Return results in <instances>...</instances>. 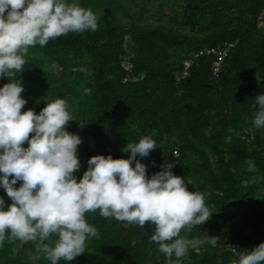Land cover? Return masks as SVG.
Masks as SVG:
<instances>
[{"label": "trees", "instance_id": "16d2710c", "mask_svg": "<svg viewBox=\"0 0 264 264\" xmlns=\"http://www.w3.org/2000/svg\"><path fill=\"white\" fill-rule=\"evenodd\" d=\"M151 1L75 0L97 15L98 28L30 48L17 77L27 101L22 111L39 114L47 102L66 99L74 118L66 130L82 139L78 180L91 156L127 158L130 152L122 149L128 142L150 136L157 147L137 156L146 174L174 163L173 173L191 181L190 191L204 193L213 212L204 224L181 232L205 243L182 259L173 256L172 264H235L233 249L264 242V128L252 123L255 97L264 94V27L257 26L264 0H155L150 10ZM168 5L173 12L166 15ZM125 35L133 41L127 52ZM224 42L234 45L216 72L215 55L193 57ZM191 57L188 76L177 80ZM123 59L132 64L131 74L144 77L123 81ZM8 82L0 77V87ZM0 197L11 203L2 186ZM86 220L99 236L86 241L85 253L58 264H167L149 238L154 225L141 228L99 211ZM212 239L214 245L207 242ZM0 264L51 262L33 242L5 240Z\"/></svg>", "mask_w": 264, "mask_h": 264}, {"label": "clouds", "instance_id": "9594fccd", "mask_svg": "<svg viewBox=\"0 0 264 264\" xmlns=\"http://www.w3.org/2000/svg\"><path fill=\"white\" fill-rule=\"evenodd\" d=\"M97 28V15L75 0H0V77L9 79L0 87V186L11 200L6 206L0 197V246L5 240L33 242L51 264L70 262L86 252L90 237L99 236L86 220L87 213L99 211L104 218L141 228L154 225L149 238L172 264L173 256L182 259L205 243L181 232L204 224L213 212L204 193L190 191L191 181L173 173L174 163L146 174L137 156L147 157L157 147L155 140L144 136L128 142L122 149L130 152L127 158L91 156L78 180L74 173L81 167L77 152L82 139L66 130L74 120L66 99L47 102L39 114L31 108L22 111L27 101L17 77L30 48ZM132 42L125 35L126 52ZM255 102L259 107L252 123L264 128V94L256 95ZM207 242L215 244L214 239ZM18 251L14 248L13 254ZM233 252L235 264H264V242Z\"/></svg>", "mask_w": 264, "mask_h": 264}, {"label": "built area", "instance_id": "2783aa9c", "mask_svg": "<svg viewBox=\"0 0 264 264\" xmlns=\"http://www.w3.org/2000/svg\"><path fill=\"white\" fill-rule=\"evenodd\" d=\"M263 15H264V9L261 11V13L258 16V21H257L258 27H264ZM233 45L234 43L232 42H224L223 44H219L217 46L203 48L199 52L194 53L193 57L195 58L203 53L215 55L217 59L213 61L212 63V70L216 72L219 69L220 65L222 64V61L228 56L230 49L233 47ZM193 57L187 58L183 61V67H182L181 72L176 73V76H175L177 80H181L185 78L186 76H188V69L192 64ZM121 66L123 70L126 72V75L123 78V81H138L144 77L143 74H138V75L131 74L133 70V66L127 60L123 59L121 61Z\"/></svg>", "mask_w": 264, "mask_h": 264}, {"label": "rangeland", "instance_id": "374dc122", "mask_svg": "<svg viewBox=\"0 0 264 264\" xmlns=\"http://www.w3.org/2000/svg\"><path fill=\"white\" fill-rule=\"evenodd\" d=\"M124 1H125V0H124ZM155 4H156V1H155V0L150 2V10H152V8L155 6ZM176 5H178V3H177ZM134 8H135V6H134ZM134 8H133V9H134ZM164 12H165L166 15H169V14H171L173 11H172V8L169 7V5H168V6L164 9ZM150 13H151V12H150ZM150 15H151V14H150ZM150 15H149V18H151ZM176 264H178V263H176Z\"/></svg>", "mask_w": 264, "mask_h": 264}]
</instances>
